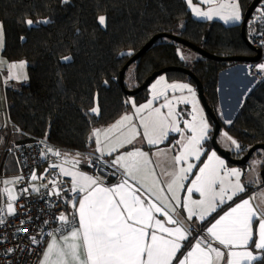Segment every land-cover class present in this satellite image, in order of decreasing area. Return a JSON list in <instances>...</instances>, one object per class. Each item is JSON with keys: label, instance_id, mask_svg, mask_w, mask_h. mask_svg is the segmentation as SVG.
<instances>
[{"label": "trees", "instance_id": "trees-1", "mask_svg": "<svg viewBox=\"0 0 264 264\" xmlns=\"http://www.w3.org/2000/svg\"><path fill=\"white\" fill-rule=\"evenodd\" d=\"M252 1L240 0L243 17ZM262 7L264 11V0ZM100 15L106 16V27L97 23ZM26 19H48L50 23L29 26L24 23ZM0 21L4 26L3 54L11 62L26 61L28 71L21 85L6 86L12 139L16 143L41 140L54 151L89 152L95 145L93 129L114 122L130 110V96L121 87L120 72L129 58L157 34L180 36L220 56L256 54L242 37V22L198 19L186 0H0ZM253 21L261 25V20L250 19L247 34ZM179 44L168 37L157 39L132 64V86L127 70L126 87L136 88L160 68L186 66L203 82L222 127L242 146L232 149L234 156L240 157L252 145L264 143V74L259 75L229 124L219 109V78L223 70L240 63L201 55L193 63H186L177 54ZM65 56L72 60L64 61ZM165 74L173 80L189 79L195 85L185 72ZM94 96L98 97L99 115L90 112ZM133 97L139 103L145 101L149 87ZM206 145L208 151L213 147L211 138ZM0 171L6 175L18 171L13 150L5 153ZM213 218L206 219L203 226Z\"/></svg>", "mask_w": 264, "mask_h": 264}, {"label": "snow or ice", "instance_id": "snow-or-ice-1", "mask_svg": "<svg viewBox=\"0 0 264 264\" xmlns=\"http://www.w3.org/2000/svg\"><path fill=\"white\" fill-rule=\"evenodd\" d=\"M67 3V0H64ZM204 4L215 5L207 11H202L200 7L193 4V0H186V4L198 17L212 19L218 16L225 23L239 21L241 19L239 0H225L217 4V0H201ZM107 18L104 15L97 17V23L106 27ZM25 24L31 26L34 23H50V20L26 19ZM23 39V37H21ZM4 44V26L0 22V48ZM180 55V50H177ZM183 58V57H181ZM64 61H71V56L62 58ZM24 62L11 63L9 68V79H23L27 77L23 74ZM261 72H264V63L255 65ZM13 70H21L18 75L13 76ZM163 86V87H160ZM152 99L147 103L136 107L139 114L148 110V119H141L144 129V137L149 145H158L164 142L170 132L178 133L181 139L176 141L180 151L173 157L175 165L186 164L167 173L172 177L167 185V190L173 195L172 201L180 204V198L175 195L179 188H183V181L187 179V174L192 172L193 163L190 158L200 160L201 155H207V160L199 167V172L195 174V179L191 181V186L187 188V197L184 199L182 207L187 211V220L192 221L198 217L200 222L206 221L212 213L216 212L217 207L232 201L234 197L246 191V186L241 183V169L227 167L225 160L217 155L215 150L209 153L203 151V142L209 137L210 125L202 115V109L198 107L195 91L187 83H167L164 76H161L152 86ZM180 90L187 91L188 95L174 96L168 99L167 91ZM165 98V102L160 107L152 108L153 100L160 97ZM135 107V102L130 101ZM175 102V103H174ZM94 106L90 109L92 114H100L98 97H93ZM176 103L190 104V119L184 120V128L179 126L181 113L177 111ZM166 108L167 112H162ZM133 117L125 114L109 128L93 129L92 138L97 146L96 150L103 153L108 148V155L115 153L125 144H132L139 132L135 124H131ZM128 122V123H126ZM228 123H232L231 120ZM128 128L127 134L117 137L113 141L111 133L114 130ZM185 130H187L186 134ZM103 136V139L101 137ZM226 140L231 142L236 149H241V145L228 133H224ZM51 153L56 157H64L63 164L71 163L72 167H64L63 164L50 165V168L59 169L61 175L70 177L71 186L62 189L56 180L50 181L51 190L47 196H56L65 203H70L74 209L72 219L69 215L61 212L54 217L61 227L55 232L61 233L59 240L54 233H48L51 240L44 251L40 264H173L178 260V264H251L258 259L252 251L237 250L247 248L250 241L254 243L255 249L264 250V218L258 220V240H253V223L257 218V212L246 198L240 203H235L229 211L220 215L209 227L206 232L211 239L203 236L196 238L195 243L182 257L177 253L181 251L183 243L191 236V229L180 220L174 219L171 213H175L176 208L163 195V190L158 194L152 187L147 185V180L151 171L146 165L151 161L147 159V153L140 149L121 153L111 162L114 168L123 169V176L119 183L105 186L103 178L94 177L81 172L76 168L80 163L78 159L72 157L70 160L67 154L54 151L51 148L46 153ZM158 154H161L158 152ZM143 175H140L141 171ZM47 171V170H46ZM115 175V173H113ZM35 173L31 175V180L35 181ZM23 177H16L14 181H3L6 187L3 193L6 194L7 202L0 207V226L6 225L7 218L23 216L19 226L12 225L14 228L13 236L17 237L22 231L33 244L40 243L35 235H29L28 230L24 229L26 223L32 224L34 218L28 212L18 213L16 201L19 196L14 189L7 187L14 183H19ZM152 182L156 184L155 176L152 175ZM139 185V187H137ZM47 188L48 185H43ZM33 192H38L36 185H31ZM29 189H21L22 193H28ZM68 191L70 197H65L64 192ZM199 193L201 199H192V193ZM24 208L25 205H21ZM49 207H54L49 204ZM41 212L43 210H40ZM165 217V220L159 217ZM40 217H35L39 220ZM50 221L45 219L43 224L47 225ZM170 225V226H169ZM67 227V234H63V229ZM43 235V228L40 229ZM6 237L0 239L3 243ZM218 242L225 249L214 246ZM83 249V254H81ZM14 248H8L5 255L14 252Z\"/></svg>", "mask_w": 264, "mask_h": 264}, {"label": "crops", "instance_id": "crops-1", "mask_svg": "<svg viewBox=\"0 0 264 264\" xmlns=\"http://www.w3.org/2000/svg\"><path fill=\"white\" fill-rule=\"evenodd\" d=\"M198 59V58H196ZM196 59H193L196 60ZM4 74L0 70V77L5 80ZM258 76H254L252 72V68L250 65L247 64H238L233 67H230L226 70H223L220 73L219 78V93H220V105L219 109L221 114L223 115L224 121L228 123L229 120H233L235 115H232L231 117H228L227 114L234 108L235 106V95H233L234 92L238 91L239 89H243L245 91V94H248L251 89L255 86L257 82ZM196 88V87H195ZM242 103V101H241ZM240 103V105H241ZM239 105V107H241ZM144 117V114L142 115ZM226 116V117H225ZM121 117V116H120ZM120 117L118 119H120ZM117 119V120H118ZM116 120V121H117ZM138 120V118L136 119ZM116 121L106 125L102 126L103 130L109 128L111 125H113ZM138 128L141 126L138 124ZM137 128V131H138ZM213 125L212 129L209 132V136H211L213 131ZM100 129V128H99ZM122 134L118 130H114L111 133L113 141L117 137H120ZM170 135V134H169ZM169 137V136H168ZM103 139V136L101 137ZM170 138H167L164 142L158 144V145H149L146 141V138L144 135H142L140 140L135 139L132 144H125L124 147L119 148L115 153H112L111 155H108V148L106 147L104 149V152H98L96 150L97 146L96 144L92 147V149L89 152H76V151H65V150H58L62 154H67L69 160L72 157H75L80 161L78 165H76V168L84 173H87L89 175H92L94 177H101L103 178V182L105 186H111L119 183L122 179H124L123 176V169L117 170V168H114L111 166V162L115 159V157L121 153H125L128 151H134L135 149H140L141 151L147 153V159L151 161L150 164L146 165V168L151 171V174L155 176L156 184H153L152 182V175L149 176L147 180V185L149 187H152L154 191H157V193H160V190H163V195L168 197L169 201L173 204V206L176 208L175 213H171L173 215L174 219L180 220L182 223H184L185 226L190 227L191 229V236L189 239H187L183 243V247L180 252L177 253L178 257H182L184 253H186L188 250L191 249L193 244L195 243V240L199 236L206 237L208 239H211L206 229L213 223L216 219L219 218L220 215H223L225 212L229 211L231 207L235 206V203H240L242 200L249 198L250 203L254 207L255 211L257 212V218L253 223V240H258V220L259 218H264V188L258 187V188H252V183L249 181H246L244 185L246 186V191L242 192L238 195V197H234L232 201H227L222 206H218L216 212L212 213L209 217L206 219L213 217L214 218L205 226H203V222L199 221V218L196 217L192 221L187 220V211L182 207L184 199L187 197V188L191 186V181L195 179V174L199 172V165L197 167H194L192 169V172L187 174V179H185L182 183L184 185L183 188H179L176 190L175 195L180 198V204L177 205L175 201L171 200L172 193L167 190V185L171 182L172 177L169 176L167 173L173 172L175 169L181 166H186V164L181 165H175L174 162L171 163V159L177 155L180 151V148L177 146V149L174 150V152H171L170 150V143H168ZM169 144V145H168ZM176 144V143H175ZM212 150L209 149V154ZM160 152L161 154H158ZM218 155V154H217ZM202 157V155H201ZM221 157V156H220ZM223 157V156H222ZM224 158V157H223ZM221 158V159H223ZM106 160L109 164V168L105 170L104 172H97L96 174H91L89 172V164L90 162L94 160ZM225 159V158H224ZM64 157H59V163L63 164ZM226 160V159H225ZM199 160H196L195 158H191V163L196 165V162ZM229 163V162H227ZM226 163V165H227ZM230 164V163H229ZM233 165V164H232ZM64 167H72L71 163L63 164ZM107 172H109V175H107ZM17 173V171L15 172ZM6 175L7 178H9L11 175ZM115 173V175H113ZM144 171L142 170L140 175H143ZM70 178V177H69ZM243 181H245L244 175L242 176ZM257 183V182H256ZM139 187V185H137ZM192 199L199 200L201 199L199 193L193 192L192 193ZM259 203V206H257V203ZM162 220H165V217H159ZM170 226V225H169ZM63 234H67V229L63 232ZM57 237V240H59V237L61 233L55 234ZM51 237L47 240L44 249L42 253L40 254L39 260L37 264H40V261L43 257L44 251L47 248L48 243L50 242ZM214 246L220 247L222 251L225 252V257L227 254L228 249H225L222 245H219L218 242H214ZM237 250H248L252 251L254 255L258 256V259L255 261H252L251 264H264V250L255 249L254 243L250 241L247 248H240ZM81 254H83V249H81ZM173 264H178V260H174ZM223 264V262H222ZM246 264V262H245Z\"/></svg>", "mask_w": 264, "mask_h": 264}, {"label": "built area", "instance_id": "built-area-1", "mask_svg": "<svg viewBox=\"0 0 264 264\" xmlns=\"http://www.w3.org/2000/svg\"><path fill=\"white\" fill-rule=\"evenodd\" d=\"M258 21V20H257ZM250 33L247 34L249 41L252 45L261 48L262 58L259 62L251 65L254 76L264 74L258 68L254 67L260 63H264V11L261 19V25L258 26L256 21L249 24ZM249 65V64H248ZM0 111L6 115V142L2 147V156L0 153V168L5 153L8 150H13L17 162L18 171L9 178L14 181L16 177H23L19 183H14L16 194L19 199L16 201V208L18 213L28 212V214L34 218L32 224L26 223L23 227L28 230L29 235H35L37 240L40 241L38 244H33L30 239L27 238L25 233L22 231L17 237L13 236L14 228L12 225L19 226L20 219L23 216H17L15 218L8 217L6 225L0 226V239L6 237L3 243H0V264H37L40 254L42 253L44 246L51 237L48 233H58L55 230L61 227L58 221L54 220L55 216H58L61 212L69 215V219H72L74 209L70 203H65L56 196H47L52 185L50 181L56 180L59 187L62 189H68L71 186V179L60 174L59 169L50 168L53 163H59V157L46 153L48 148L53 149L46 142L37 140L27 143H16L12 139L13 124L9 116L8 102L6 97V83L0 77ZM1 129V128H0ZM109 168V164L106 160H94L89 164V172L96 174L97 172L105 171ZM47 170V171H46ZM1 173V172H0ZM35 173L37 177L35 181L31 180V175ZM6 177V175H5ZM2 176L0 175V207L4 206L7 202L6 194L3 193V188L6 187L2 182ZM36 185L39 188L38 192L31 190V185ZM43 185H48L47 188ZM8 187V185H7ZM28 188V193H22L21 189ZM65 197H70V193L65 191ZM53 204L54 207H49V204ZM21 205H25L21 208ZM40 210H43L42 212ZM39 216V220H35V217ZM48 219L49 224H43V221ZM43 228L44 234H40V229ZM65 226L63 232L67 229ZM8 248H14L15 251L5 255Z\"/></svg>", "mask_w": 264, "mask_h": 264}, {"label": "rangeland", "instance_id": "rangeland-1", "mask_svg": "<svg viewBox=\"0 0 264 264\" xmlns=\"http://www.w3.org/2000/svg\"><path fill=\"white\" fill-rule=\"evenodd\" d=\"M222 2H225V0H217V4L219 3H222ZM193 4L200 7L202 11H207L210 7H213L215 5H209V4H204L201 2V0H193ZM239 4H240V13H241V19L239 21H235V22H229L227 24H232V23H239V22H242L243 21V10H242V5H241V2L239 0ZM262 4H263V0L262 2L260 3V5L257 7V9L254 11L253 15H255L254 18H251L254 19V20H261L262 17H263V7H262ZM191 8V7H190ZM194 16L198 19H202V20H210V21H214V20H220V21H223V19L219 18L218 16H214L212 19H207V18H204V17H198L195 15V13L193 12ZM1 22V21H0ZM225 23V22H224ZM250 30V28H249ZM5 39V37H4ZM3 48H4V44H3V47L0 48V70L1 72L4 74V78H5V82H6V85L9 86V85H12L14 87H18L19 85H21L23 82H25V80L23 79H9V68L8 66L11 64V63H19V62H24L25 66L24 68L22 69V72L23 74L28 77V71H27V62L22 60V61H18V62H11L9 61L5 55L3 54ZM178 49L180 50V56L183 57L182 59L185 60L186 63H193V59H196V58H200V54L198 52H196L195 50H193L192 48H190L189 46L185 45V44H182L180 43L179 46H178ZM242 64V63H240ZM238 65V64H236ZM235 66V65H233ZM231 66V67H233ZM230 68V67H229ZM133 69V65L130 66V68L128 69V72H127V75H128V82L129 84L131 83V78H130V74H131V71ZM21 70H13L12 71V75L15 76V75H18L20 73ZM161 76H164L165 79H166V82L167 83H174V82H178V83H187L194 91H195V94H196V99L198 101V107L200 109H202V115L205 117V119L208 121L209 125H210V129H212V123L209 119V116L207 115L206 113V110L199 98V95H198V92H197V89L195 88L196 85L193 84V82H191L189 79H170L167 74H162L160 76H158L152 83L151 85L149 86V97L148 99H146L145 101L143 102H137L135 100V98L133 96L130 95V97L128 98V101H134L135 102V107L133 106V104L130 102L131 104V108L129 111H127L126 113H124L122 116H124L125 114L127 115H130L133 117L132 121L130 122L131 124H138L141 125L139 128H138V125H136V129L138 128V132H139V135L136 137L137 140H140L143 133H144V129L142 127V124H141V119L144 118L145 120L148 119V110H144L142 111L141 113L137 114L136 113V107H138L139 105H142V104H145L147 103L148 100L152 99V85L161 77ZM257 78V77H256ZM3 79V78H2ZM258 79V78H257ZM130 86H132V84H130ZM160 87H163V86H160ZM181 95H188L187 91H183L181 92L180 90H176V91H173L172 89H168L167 91V97L168 99H172V97L174 96H181ZM233 95H235V106L234 108H232V110L227 114L228 117H231L232 115L236 114L240 107V103L242 101H244L245 97L247 94H245V91L243 89H239L238 91L234 92ZM165 102V98L162 96L160 97L159 99H156V100H153V104H152V108H156V107H160L161 105H163ZM175 103V102H174ZM241 103V105H242ZM240 105V106H241ZM176 108H177V111L181 113V116H180V119H179V126L181 128H184V124H183V121L184 120H187V119H190V114H191V105L190 104H183V103H176ZM162 112H167V109L166 108H162L161 109ZM144 114V117L142 116ZM120 117V118H121ZM226 117V116H225ZM138 118V120H136ZM119 120V119H118ZM116 121V120H115ZM128 123V122H126ZM0 128H3V130H0V153H1V156H2V147L4 146L5 142H6V115L5 113L1 112L0 111ZM101 129L103 130V127H98L96 129ZM121 134H127L128 132V128H124V129H120L118 130ZM186 134H190V133H187V130H185ZM228 133V135H230L231 137L234 138V136L229 132V130L223 126L221 131H220V134L218 136V142L220 144V146H222L224 149H236L233 145H231V142L226 140V138L224 137V133ZM169 137L170 140L168 143H170V150L171 152H174V150L177 149V145L175 144L177 140L181 139V136L180 134L178 133H174V132H170L169 133ZM211 138V136L208 137V139ZM94 139V138H93ZM207 139V140H208ZM235 139V138H234ZM206 141L203 142V151L204 152H207L208 151V146L206 145ZM169 145V144H168ZM179 147V146H178ZM210 150H215L216 153L218 154V156H221L220 153L214 149L213 147L210 148ZM209 153V152H208ZM221 158H223L221 156ZM207 160V155H203L202 154V157L200 158L199 161L196 162V165H199L198 167L202 166L203 165V162H205ZM223 160H225L223 158ZM171 163H173V158L171 159ZM191 161V158L189 160V162ZM228 161L225 160V163H227ZM263 162H264V151L263 150H258L257 152H255V154L251 157L250 161H249V168H247L246 166L242 167V166H238V165H232V164H229L227 163V167L229 168H239L241 169V172H242V175H241V183H246V181H249L250 183H252L254 186H252V188H258L262 185V178H261V170H262V165H263ZM0 175L2 176V182L5 181V180H10L12 181L11 178H7L5 177V174L3 173V171H0ZM104 172V171H102ZM107 175H109V172H107ZM244 175L245 177V181H243V178L242 176ZM257 182V183H256ZM8 187H11L14 189V187L11 185H8ZM264 188V187H263ZM15 191V189H14ZM16 193V191H15ZM257 203V206H259V203ZM223 204L219 205V206H222Z\"/></svg>", "mask_w": 264, "mask_h": 264}, {"label": "water", "instance_id": "water-1", "mask_svg": "<svg viewBox=\"0 0 264 264\" xmlns=\"http://www.w3.org/2000/svg\"><path fill=\"white\" fill-rule=\"evenodd\" d=\"M262 0H253L249 7L247 8L244 18L242 21V37L244 41L256 51V54L254 56H243V55H234V56H220L216 54H212L200 45H197L193 42H190L180 36L174 35V34H167V33H162V34H157L155 35L151 40H149L138 52H136L133 56L129 58V60L126 62V64L123 66L121 72H120V84L126 95H136L143 89L149 87L151 83L160 75L167 73L169 71H182L185 72L188 76L194 79L196 89L199 95V98L206 110L207 115L212 119V122L214 124V128L211 134V142L213 145V148L216 149L221 156H223L228 162H230L233 165H238V166H246L249 168V161L251 157L257 152L258 150H263L264 151V143H257L252 145L248 151L241 157L234 156V150H229V149H224L222 146H220L218 142V136L220 134V131L222 129V123L218 119V116L212 106L209 103V100L206 96L205 89H204V84L203 82L198 78V76L188 67L186 66H166L163 68H160L158 70H155L152 72L146 80L139 86L133 89H128L125 84V76L126 72L129 69V67L137 61L143 54H145L147 51L150 50L151 46L157 39L160 37H168L171 38L178 43L185 44L198 52L201 56L204 57H209L213 58L216 60H231V61H236L239 63H245L249 64L250 66L253 65L254 63H257L259 60L262 58V50L261 48H258L254 45H252L249 41L246 29H247V24L249 20L251 19L254 11L257 9V7L260 5ZM261 178H262V185L260 187H264V162L262 165V170H261ZM253 185V184H252Z\"/></svg>", "mask_w": 264, "mask_h": 264}, {"label": "flooded vegetation", "instance_id": "flooded-vegetation-1", "mask_svg": "<svg viewBox=\"0 0 264 264\" xmlns=\"http://www.w3.org/2000/svg\"><path fill=\"white\" fill-rule=\"evenodd\" d=\"M241 156H243V155H241ZM241 156H240V157H241Z\"/></svg>", "mask_w": 264, "mask_h": 264}, {"label": "bare ground", "instance_id": "bare-ground-1", "mask_svg": "<svg viewBox=\"0 0 264 264\" xmlns=\"http://www.w3.org/2000/svg\"><path fill=\"white\" fill-rule=\"evenodd\" d=\"M6 83V82H5ZM7 86V85H6Z\"/></svg>", "mask_w": 264, "mask_h": 264}]
</instances>
